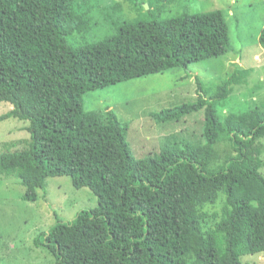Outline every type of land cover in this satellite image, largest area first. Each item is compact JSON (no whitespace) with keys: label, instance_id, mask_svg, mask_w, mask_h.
Returning a JSON list of instances; mask_svg holds the SVG:
<instances>
[{"label":"trees","instance_id":"obj_1","mask_svg":"<svg viewBox=\"0 0 264 264\" xmlns=\"http://www.w3.org/2000/svg\"><path fill=\"white\" fill-rule=\"evenodd\" d=\"M126 1L139 14L89 42L96 10L79 0H0V105L12 106L0 121L28 122L30 137L0 153V175L16 176L26 201L61 176L98 201L71 220L57 215L34 247L54 264H255L243 257L264 253V108L228 105L251 68L215 85L196 77V101L151 114L164 123L203 112V143L184 139L138 158L113 109L85 110L92 90L232 51L222 9L163 17L162 5L181 0H149L145 15L146 0ZM119 3L97 14L108 18Z\"/></svg>","mask_w":264,"mask_h":264},{"label":"rangeland","instance_id":"obj_2","mask_svg":"<svg viewBox=\"0 0 264 264\" xmlns=\"http://www.w3.org/2000/svg\"><path fill=\"white\" fill-rule=\"evenodd\" d=\"M146 1L144 15L150 8L149 0ZM115 2H120V12L113 14L109 10L108 18L97 14L100 7ZM79 4L83 10L87 7L96 10L94 21L98 26L86 35L89 42L113 34L112 21L134 18L137 13L136 6L126 0H79ZM215 9L225 12L230 27L232 51L225 56L192 63L188 69L174 68L85 94L86 111L105 112L112 108L119 119L128 124V141L136 157L158 153L165 145L184 139L194 144L204 142L203 112L191 114L178 122L160 123L151 116L164 108L196 101V77L206 86L215 85L237 68H251L248 81L234 86L228 105L239 111L256 106L264 108V48L259 43L264 25V0H181L162 5L161 14L166 17L185 10L197 13ZM11 109V104H1L0 117ZM27 123L14 118L0 121V153L28 146ZM226 146L223 148H228ZM43 189H38L36 201H26L25 187L20 180L16 176L0 175V264H54L51 254L40 253L34 247L35 238L48 230L57 215L67 221L75 218L82 209L98 206L90 189L75 188L69 176L49 177ZM87 195L93 196L95 201ZM247 257L255 264H264V253L243 258Z\"/></svg>","mask_w":264,"mask_h":264},{"label":"clouds","instance_id":"obj_3","mask_svg":"<svg viewBox=\"0 0 264 264\" xmlns=\"http://www.w3.org/2000/svg\"><path fill=\"white\" fill-rule=\"evenodd\" d=\"M264 48V47H263ZM112 109V108H111Z\"/></svg>","mask_w":264,"mask_h":264}]
</instances>
